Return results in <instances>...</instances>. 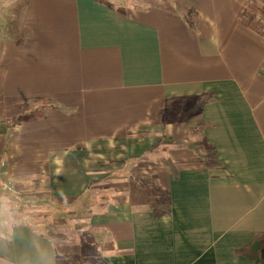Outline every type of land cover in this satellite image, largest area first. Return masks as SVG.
<instances>
[{"label": "crops", "instance_id": "crops-1", "mask_svg": "<svg viewBox=\"0 0 264 264\" xmlns=\"http://www.w3.org/2000/svg\"><path fill=\"white\" fill-rule=\"evenodd\" d=\"M182 2L22 0L0 42V185L40 178L34 193L54 211H85L89 237L74 239L103 264H254L237 250L264 232V38L251 0ZM182 110L200 117L205 162L179 165L194 153L175 161L163 147ZM32 111L45 114L19 120ZM152 145L164 150L149 167L170 201L160 212L131 189ZM57 243L0 221V264H59Z\"/></svg>", "mask_w": 264, "mask_h": 264}, {"label": "rangeland", "instance_id": "rangeland-1", "mask_svg": "<svg viewBox=\"0 0 264 264\" xmlns=\"http://www.w3.org/2000/svg\"><path fill=\"white\" fill-rule=\"evenodd\" d=\"M22 0H0V42L4 39H10L13 35V31L18 27L20 20L19 7L21 6ZM114 2L118 7L123 8L125 11L128 8L142 7H163L169 9L174 6L177 10H180L181 5L184 1L180 0H110ZM179 1L181 4H179ZM248 23L252 30L259 33L264 38V33L261 31L262 26L260 24L261 19H264V0L255 1L251 0L248 11ZM23 10L21 11V13ZM247 13V12H246ZM179 116H174L178 121L175 124H182V127L177 126L175 130V136H167L162 139L163 147L176 146L178 152L181 153L180 157H174V160L181 159L185 154H192L191 157H183L181 161H176L179 165H191L192 160H196V164L200 163L204 159L203 153H206L205 146L202 142V130L203 124L201 123L199 115L189 116L191 111H180ZM188 115V120L183 118ZM140 138H144L139 136ZM150 153L152 154V160L147 157L146 166H143L145 162H142L138 168L134 169V173L141 176L144 180L139 179L134 184L140 186L131 187L134 193L133 195L144 199L149 203L148 205L154 210L160 212L168 208V202H165V192L156 188V181L152 172L153 169H149L152 165L150 161H153L155 154L164 152L163 149H153L151 146ZM150 148L147 150L149 151ZM166 151V150H165ZM175 155V154H173ZM170 156L168 157V163H170ZM189 158V160H188ZM172 160V158H171ZM205 162V160H203ZM132 166V165H131ZM133 167V166H132ZM141 173V174H139ZM40 178H36L35 181L31 180L26 185L20 183L14 184L13 180H8L0 185V221L8 220L14 223L26 224L31 223L34 225L39 232L48 234L52 240L58 241L57 243V254L59 256V264L64 263V259L68 260L70 264H103V260L98 259L100 255H96V251L83 248L85 241L82 242L83 247L79 246V242H76L74 238H78L79 241H83V237H89L88 233L85 232V228L81 229L80 219L83 217L84 212L74 213L71 211L67 213L63 210L59 212L54 211L52 204H48L50 201L47 197H40L34 192L40 191ZM130 184V181H129ZM39 186V187H37ZM144 190V193H143ZM42 191V190H41ZM143 193V194H142ZM111 194V191L101 193V196L107 198ZM146 195V196H145ZM146 199V200H145ZM103 204V203H102ZM83 224V223H82ZM87 242L86 244H89ZM79 246L78 248H76Z\"/></svg>", "mask_w": 264, "mask_h": 264}, {"label": "trees", "instance_id": "trees-1", "mask_svg": "<svg viewBox=\"0 0 264 264\" xmlns=\"http://www.w3.org/2000/svg\"><path fill=\"white\" fill-rule=\"evenodd\" d=\"M255 1H261V0H255ZM44 102H45L44 106L46 108H48L49 105H51L47 100ZM44 114L45 111H32L20 117L19 120L21 121L26 119L39 118L42 117ZM165 195H166L165 202H168L169 204L170 201L168 198L167 191L165 192ZM237 254L245 257L254 264H264V232L257 233L250 243L237 250Z\"/></svg>", "mask_w": 264, "mask_h": 264}, {"label": "built area", "instance_id": "built-area-1", "mask_svg": "<svg viewBox=\"0 0 264 264\" xmlns=\"http://www.w3.org/2000/svg\"><path fill=\"white\" fill-rule=\"evenodd\" d=\"M260 24L262 26L261 31L264 33V19H261Z\"/></svg>", "mask_w": 264, "mask_h": 264}]
</instances>
